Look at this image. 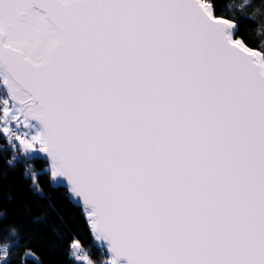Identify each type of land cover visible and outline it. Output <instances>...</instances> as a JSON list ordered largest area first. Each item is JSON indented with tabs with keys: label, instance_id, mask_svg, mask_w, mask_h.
I'll use <instances>...</instances> for the list:
<instances>
[{
	"label": "water",
	"instance_id": "obj_1",
	"mask_svg": "<svg viewBox=\"0 0 264 264\" xmlns=\"http://www.w3.org/2000/svg\"><path fill=\"white\" fill-rule=\"evenodd\" d=\"M207 0H0V81L111 264H264V52Z\"/></svg>",
	"mask_w": 264,
	"mask_h": 264
},
{
	"label": "trees",
	"instance_id": "obj_2",
	"mask_svg": "<svg viewBox=\"0 0 264 264\" xmlns=\"http://www.w3.org/2000/svg\"><path fill=\"white\" fill-rule=\"evenodd\" d=\"M207 1L216 15L238 22V37L264 52V0ZM1 106L0 99V115ZM11 130L6 133L0 119V261L7 256L4 264H109L82 209L65 188L52 186L44 159L22 154Z\"/></svg>",
	"mask_w": 264,
	"mask_h": 264
},
{
	"label": "rangeland",
	"instance_id": "obj_3",
	"mask_svg": "<svg viewBox=\"0 0 264 264\" xmlns=\"http://www.w3.org/2000/svg\"><path fill=\"white\" fill-rule=\"evenodd\" d=\"M0 86L5 92L4 94L3 92L0 91V94H1L0 99L2 102L1 108H3L2 113L0 115V119H1L3 130L6 133L8 132L9 134L10 129H13L15 127L19 133L17 137H18V143L20 145L22 154L25 155L26 157H32L36 155L38 156L40 153L41 147H42V137H41L39 128L35 125H33L32 127L28 129L23 127L22 121L18 117V111L15 107L11 105L8 99L7 93L5 89L3 88L1 81H0ZM77 249H80V248H77ZM3 252L5 253L6 249H4ZM6 259H7V256H4L2 260L0 261V264H4ZM109 264H111L110 255H109Z\"/></svg>",
	"mask_w": 264,
	"mask_h": 264
},
{
	"label": "built area",
	"instance_id": "obj_4",
	"mask_svg": "<svg viewBox=\"0 0 264 264\" xmlns=\"http://www.w3.org/2000/svg\"><path fill=\"white\" fill-rule=\"evenodd\" d=\"M19 133H18V131H17V129L15 128V129H12V131H11V138L12 139H15V137L18 135Z\"/></svg>",
	"mask_w": 264,
	"mask_h": 264
}]
</instances>
